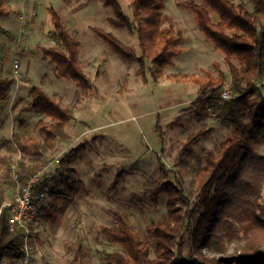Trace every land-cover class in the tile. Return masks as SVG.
I'll return each mask as SVG.
<instances>
[{
    "label": "rangeland",
    "instance_id": "rangeland-1",
    "mask_svg": "<svg viewBox=\"0 0 264 264\" xmlns=\"http://www.w3.org/2000/svg\"><path fill=\"white\" fill-rule=\"evenodd\" d=\"M185 1L189 0H162L161 24L181 32L182 50L171 65L163 68L160 77L153 78L149 59L143 58V77L138 72V60L122 59L92 33V27L109 31L142 57L136 34L110 26L106 18L112 16V11L102 2L5 0L10 12L0 15V76L13 78V83L6 85L7 98L0 101L1 209L8 216V203L14 198L12 164L25 175L39 172L34 189L39 222L32 231V264H69L75 251L80 252L83 264H111L106 254L122 249L109 241L101 228H115L117 213L146 244L148 257L153 258V238L146 227L165 215L167 197L160 194L153 203L148 190L165 181L180 186L191 201L182 231V255H190L195 260L191 264H211L206 260L227 259L235 254L234 243L225 237L217 242L209 235L196 248L193 245V229L204 211L195 199L196 173L205 153L216 151L231 128L223 123L225 103L220 99L204 102L199 84L170 76H204L210 71L216 77L221 71L226 79L218 92L231 83L224 54L199 31L193 12L181 6ZM232 1L253 9L250 0ZM119 3L133 21L130 1ZM50 6L59 12L68 33L78 40L79 61L95 90L56 77L54 63L41 55L42 47L57 44L47 12ZM210 17L214 22L218 20L215 12H210ZM14 62L21 72L17 80L13 77ZM231 62L238 65L235 57ZM260 84L264 98V81ZM32 86H40L46 94L59 98L63 107L73 110L66 138L56 140L53 149L44 151L41 157L23 155L12 139L14 134H21L43 140L34 124L48 118L22 110L30 101ZM200 130L207 133L187 146L189 136ZM74 148L68 166L76 170L84 187L75 193L74 202L68 203L54 195L60 173L56 171L59 164L52 160L61 159ZM248 153L257 160L255 169L264 172V158L256 159L258 155L264 157V141L253 144ZM97 172L101 173L99 177ZM119 172H123L122 180L110 190ZM218 233L220 236L222 231ZM260 252L264 253V246ZM19 260L4 258L3 264H21Z\"/></svg>",
    "mask_w": 264,
    "mask_h": 264
},
{
    "label": "trees",
    "instance_id": "trees-1",
    "mask_svg": "<svg viewBox=\"0 0 264 264\" xmlns=\"http://www.w3.org/2000/svg\"><path fill=\"white\" fill-rule=\"evenodd\" d=\"M97 1L111 9L112 16L106 18L110 26L136 34L142 57L109 31L92 27V33L122 59L138 60L141 76L144 77L145 57L151 62L152 77H160L163 68L171 65L181 52L179 43L183 39L181 32L162 26V0H129L133 21L125 15L119 0ZM250 1L253 4L251 11L235 5L232 0H189L181 3L193 12L199 31L224 54L231 87L236 92V96L224 104L223 123L231 130L216 151L205 153L204 163L195 178V199L202 204L204 211L193 229L194 247L209 235L215 236L217 242L225 237L235 245L232 257L205 259L211 264H264V253L260 252L264 246V172L255 169L257 160L248 153L253 144L264 141V98L260 86L264 81V0ZM9 12L5 0H0V15ZM47 12L53 27L52 37L57 44L42 47L41 55L54 63L56 77L67 78L80 87L95 90L79 61L78 40L68 33L54 7L50 6ZM210 12L218 15L217 21H212ZM232 57L237 58L238 65L231 62ZM170 77L199 84L204 102L219 99L218 90L226 79L221 71L216 77L210 71L204 76L181 74ZM10 83H13V78L0 76V101L7 98L6 85ZM22 110L34 111L48 118H40L34 124L43 137L42 141L21 134L12 136L15 147L23 155L41 157L44 151L53 149L56 140L66 138L65 129L73 119V110L63 107L59 98L46 94L40 86H32L30 101ZM206 133L205 130L192 133L186 145L195 143ZM76 149L69 150L60 159L56 170L60 178L54 195L68 203H73L75 193L84 187L76 170L68 166ZM262 158L261 155L256 156V159ZM100 174L97 172L96 176ZM122 175L123 172H119L115 176L110 190L117 187ZM148 193L153 203L157 202L160 194L167 197L165 215L146 227L147 234L153 238L154 257H148L146 244L136 237L132 227L119 213L115 217L116 227H102L101 232L120 246L122 252L115 251L106 257L111 264H191L195 260L190 255H182V231L191 206L190 199L180 186L168 181L149 189ZM2 203L0 192V264L4 258L19 257L22 253L19 248L22 233L18 229H9L6 212L1 209ZM219 231H222L220 236ZM197 251L201 254L199 249ZM69 264H83L80 252H74Z\"/></svg>",
    "mask_w": 264,
    "mask_h": 264
},
{
    "label": "built area",
    "instance_id": "built-area-1",
    "mask_svg": "<svg viewBox=\"0 0 264 264\" xmlns=\"http://www.w3.org/2000/svg\"><path fill=\"white\" fill-rule=\"evenodd\" d=\"M13 77L16 80L21 77L19 64L17 62L13 63ZM235 96L236 92L231 86L229 87L227 85L223 86L220 91L219 99L223 103H226ZM59 161L60 159L58 157L52 160L55 164H58ZM12 167H14L12 183L14 184L15 193L12 202L8 203L7 221L10 230L18 229L22 233V238L19 244V248L22 252L19 256L20 263L32 264V231L39 222L38 197L34 190L39 180V172L31 173L23 177L16 164H12Z\"/></svg>",
    "mask_w": 264,
    "mask_h": 264
}]
</instances>
